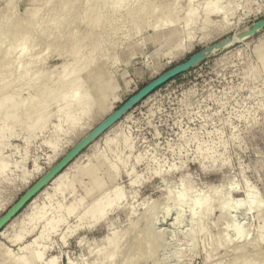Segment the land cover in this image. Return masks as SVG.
Here are the masks:
<instances>
[{"label": "rangeland", "instance_id": "1", "mask_svg": "<svg viewBox=\"0 0 264 264\" xmlns=\"http://www.w3.org/2000/svg\"><path fill=\"white\" fill-rule=\"evenodd\" d=\"M262 18L264 0H0V216L140 88ZM66 172L76 199H125L92 227L80 202L59 209ZM56 179L0 230V264H264V29L155 89Z\"/></svg>", "mask_w": 264, "mask_h": 264}, {"label": "water", "instance_id": "2", "mask_svg": "<svg viewBox=\"0 0 264 264\" xmlns=\"http://www.w3.org/2000/svg\"><path fill=\"white\" fill-rule=\"evenodd\" d=\"M264 29V18L254 22L245 32L237 34L236 38H226L220 42L212 44L191 55L182 63L168 69L158 77L140 88L134 95L128 98L119 108L102 120L93 130L79 140L52 168L42 177L32 184L20 198L0 216V230L33 198L43 189L63 168H65L84 148L91 144L96 138L103 134L109 127L115 124L122 116L134 108L139 102L149 96L155 89L186 72L190 68L208 58L211 54L221 51L234 44L245 41L253 37Z\"/></svg>", "mask_w": 264, "mask_h": 264}, {"label": "bare ground", "instance_id": "3", "mask_svg": "<svg viewBox=\"0 0 264 264\" xmlns=\"http://www.w3.org/2000/svg\"><path fill=\"white\" fill-rule=\"evenodd\" d=\"M218 1V0H217ZM64 6V5H63ZM204 11H205V13L206 14H208V13H212L213 11L211 10V8L209 7V5L208 6H206L205 7V9H204ZM91 14H93L92 12H90V19H92V16H91ZM94 15V14H93ZM61 17V16H60ZM66 18V17H65ZM64 18V19H65ZM62 20V19H61ZM61 20H59V24L61 23L60 21ZM63 22L62 23H64V20H62ZM57 23V22H56ZM65 24H66V22H65ZM50 36V35H49ZM72 36V35H71ZM12 50V48H9L8 49V51H7V54H9L10 53V51ZM68 84H66V86H67ZM84 84H80V86H83ZM87 98H90V97H85V98H81V99H79L78 101H77V103L75 104V107L78 109V111L79 112H87L88 111V106H89V101H88V99ZM40 98L38 97L37 99H35V100H33V102H35V101H37V100H39ZM36 103V102H35ZM34 107V105L33 106H30V109H32ZM27 110H29V108H27ZM28 112V111H27ZM40 113L37 115V117H36V120H35V123H34V127H37V125H39V123L43 120V118H44V113L42 112V111H39ZM32 127V126H31ZM34 127H32V128H34ZM31 128V129H32ZM127 141H129V140H127ZM127 141L125 140V143H126V145H124V146H126V147H128V148H131L130 147V145L129 144H127ZM107 142L108 141H105L104 142V144H107ZM123 142V141H122ZM123 146V147H124ZM116 148V147H115ZM121 148H122V145H121ZM128 148H127V150H128ZM133 148V147H132ZM114 149V148H113ZM119 149V148H118ZM115 151H116V149H115ZM130 151H132V149L130 150ZM113 152V151H112ZM115 154H116V152H114ZM119 154H117L116 155V157L114 156V160H118L117 162L119 163V161H120V157H117ZM95 157H97V156H95ZM128 157V156H127ZM98 158V157H97ZM99 159H101V158H99ZM122 160V159H121ZM125 160V159H124ZM127 160V159H126ZM102 161V160H101ZM106 162V160L104 159L103 161H102V163H105ZM123 162V161H122ZM116 163V162H115ZM127 163V162H126ZM125 163V164H126ZM120 164V163H119ZM123 164V163H122ZM117 165V164H116ZM5 166L3 165V166H0V174H2V173H4L5 172ZM70 168H72V167H70ZM75 168V167H74ZM82 168V167H81ZM90 168V167H89ZM89 168H87V167H84V168H82L81 169V173L84 175L85 173H88V169ZM109 170V169H108ZM107 170V171H108ZM109 172V171H108ZM76 173V172H75ZM68 174L69 173H67L66 172V175L65 174H63L64 176H58L57 178L58 179H56V176L54 177L56 180H55V182H56V184L54 185V186H56V188H57V190H56V192H59L60 194H63L64 193V190H65V188H69V189H71L72 190V198H73V202H71V203H69V204H67V205H62V206H60L59 207V209H63V210H65L66 212H67V214L68 215H71V214H73L74 213V211H75V203L76 202H80V205H81V207H83L82 208V213H83V218L84 217H86L87 219H88V221H89V224H90V226H95V225H100L102 222H104L105 220H106V218H107V213H108V211H109V209H110V207L114 204V203H116L117 204V206L119 207V205H120V203H121V201H122V199H123V196H124V199H125V195L124 194H122L121 192H117V191H115L114 192V194H113V196H106V195H102V196H100V197H98V198H95L94 199V187H91L90 188V190H88V191H86L81 197H79L78 199H76L75 198V192H76V188H77V185H78V183H79V181H78V179H76L75 177H77V175H73V176H75V177H68ZM116 172H113V174H108V178H109V180L110 181H112L111 179H113L114 177H116ZM91 180L92 181H94L95 179H94V177H91ZM52 186V185H51ZM134 194V193H133ZM88 198H90L91 199V201L90 202H88L87 204H86V206L84 207V205H85V201L88 199ZM126 198H127V196H126ZM130 198V197H129ZM123 199V200H124ZM47 207V206H46ZM39 207H37V209H38ZM48 210V209H47ZM39 211V212H38ZM38 211H36V212H38V213H34V217H37L38 219H40V218H42L41 217V214H42V212H47V211H45V205H43V206H41V208H39L38 209ZM81 213V212H80ZM81 213V214H82ZM80 216H82V215H79V217ZM82 218V217H81ZM80 218V219H81ZM60 218L59 217H53L52 219H50L48 222H47V224H46V228H45V230H44V232L40 235V237L38 238V239H35V240H33L32 241V243H31V245H40V243H39V240L40 239H42V238H44L45 237V235L46 234H48V233H50V231H54L55 229H56V227L60 224ZM18 224V223H17ZM20 240V238H15V241H19ZM1 254V256L3 257V258H6L7 256H8V253L6 252V251H3V253H0ZM109 255V254H108ZM104 257V261H105V259L106 258H108V256H107V254L105 255V256H103ZM103 257H102V261H103ZM110 257V256H109ZM34 259H37V260H40V255H39V253H36L35 255H34ZM9 264H26L25 263V260L23 259V258H19V259H17V260H12ZM45 264H53V262L52 261H49V262H47V263H45Z\"/></svg>", "mask_w": 264, "mask_h": 264}]
</instances>
